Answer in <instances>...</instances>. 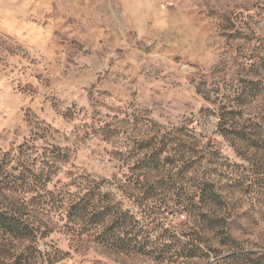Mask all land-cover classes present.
I'll list each match as a JSON object with an SVG mask.
<instances>
[{"label":"rangeland","instance_id":"obj_1","mask_svg":"<svg viewBox=\"0 0 264 264\" xmlns=\"http://www.w3.org/2000/svg\"><path fill=\"white\" fill-rule=\"evenodd\" d=\"M232 98L241 125L264 121V0H0V179H31L66 150L48 189L111 180L117 151L190 121L221 156V182L255 177L211 115ZM229 192L245 212L249 195ZM29 215L48 225L37 264H144Z\"/></svg>","mask_w":264,"mask_h":264},{"label":"trees","instance_id":"obj_2","mask_svg":"<svg viewBox=\"0 0 264 264\" xmlns=\"http://www.w3.org/2000/svg\"><path fill=\"white\" fill-rule=\"evenodd\" d=\"M229 101L211 112L216 132L255 177L221 182L215 168L221 156L193 121L158 125L133 148L117 151L121 165L111 180L82 173L48 189L49 175L68 161L69 152L61 151V160L41 164L31 179H0V264H37L42 256L37 241L48 225L41 231L29 211L144 264H264V121L254 117L241 125ZM229 189L249 195L245 212L233 209ZM178 214L177 230L166 226L165 217Z\"/></svg>","mask_w":264,"mask_h":264}]
</instances>
